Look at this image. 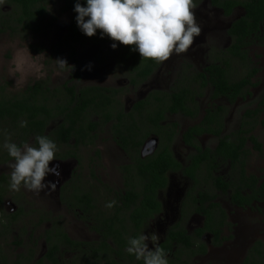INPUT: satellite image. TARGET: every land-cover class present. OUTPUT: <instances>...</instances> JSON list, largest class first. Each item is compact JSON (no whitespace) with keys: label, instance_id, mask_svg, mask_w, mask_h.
<instances>
[{"label":"flooded vegetation","instance_id":"obj_1","mask_svg":"<svg viewBox=\"0 0 264 264\" xmlns=\"http://www.w3.org/2000/svg\"><path fill=\"white\" fill-rule=\"evenodd\" d=\"M79 3L82 6H87L82 0H79ZM194 3L197 5L194 12L197 23L201 27V35L195 38L194 44L187 53L173 54L169 60L163 63L145 60L132 47L119 43L114 50L111 45L116 42L107 36L101 38L100 30H97L93 37H87L84 34L82 38H79L81 36L79 35L76 40L71 39V36L68 35L75 27L72 25L74 18L72 9L68 10L71 13V18L67 23L53 29L57 41L50 49V53L54 55V59L61 57L62 55L59 54L66 50L68 66L59 69L63 72L62 77L54 79L55 71L51 73V76L48 72L47 76L32 83L31 86L39 82L47 93L48 89L55 92L65 87L74 88L76 91L86 87H98L110 99L112 98L118 113L126 116L124 119H127L128 126L135 123L138 128H141L135 131L136 139L142 137L138 139L140 141L137 140L141 143L136 149L133 148V143H130L128 150L125 151L116 143L110 129L111 125H109L96 131L95 135L93 134L92 143L85 140L79 144H76L75 141L64 144L61 142L59 133L55 130L57 124L60 125L62 120H51V123L45 127V136L57 145L53 163L60 164L62 174L55 190L45 189L36 193L21 186L20 191H14L16 195L23 193L22 202L25 207L29 206V202H32V197L40 200L44 198L42 206L47 210L42 213L31 212L30 215H25L19 205L18 209L17 205L12 202L5 203L4 196L7 194V190H11L9 187L10 178L8 180L6 176L0 177V211L4 203L5 206L13 207L11 223L2 225V228L6 226L11 230L12 226L13 230L17 223H22V228L17 232L13 231L15 234L13 237L16 240L15 246L22 248V251L25 252V260L32 263L44 260V264H51L45 256L48 251L47 233L52 229L59 228L71 239L79 241V239L71 237L59 218H55L54 214L58 213L54 210L55 206L59 208V213L65 211L72 215L82 225V231L91 235L90 239L81 241H97L102 238L100 233L95 230L97 228L94 223L95 217H88L89 220H86L84 216L76 215L69 206L80 195V192H89L93 204L101 208V213L95 210L97 215L106 214L107 217L111 215L112 217L107 220L118 219L114 214L120 208L118 210L119 218L123 223L119 220L116 221V229H120L121 235L127 240L133 238L132 234L134 233H138V235L156 233L159 239L150 241L148 246L151 249L163 245L161 248L166 253L169 264H264V167H260L262 168L261 173H255L249 167L252 155L264 154V143L260 141L264 140V135L254 132L258 123L264 125V92L256 98L254 86L257 84L252 82L251 86L253 87L249 86L233 101L231 96H223L220 93L218 97L213 96L212 91L216 90L209 86L202 89L204 79L209 80L212 74L216 73L215 70L211 71V67L220 66L225 61L224 58L231 57L227 50L231 48L233 41L228 36V31L234 22L246 15L247 11L244 7L237 5L233 7L231 14L226 15L224 9L214 4V0H194ZM238 12H240L239 15L235 16ZM224 18H231L228 25L224 26L220 22ZM39 26L41 28L42 24ZM46 28L49 31L50 27ZM222 29L226 31L230 40L228 49L222 53L224 57L218 55L210 60L204 55L200 56V54H204V51L199 45L198 39L204 43L205 40L202 37L208 34L216 38L215 44L220 46L217 45L220 44V37L217 35L220 36ZM23 31L30 32L29 37L32 38V29L29 28V32L28 29ZM252 41L264 46V32L260 38H253ZM249 48L250 46L247 48L248 60H250ZM177 58H182L179 60V64L185 61L184 64L178 67ZM234 60L240 64L242 70L246 69L245 66H242L245 65L242 60L232 58L230 73L225 74L229 80L235 79L232 73ZM173 62L174 64H171ZM245 62L249 69L252 61L246 60ZM224 67L222 66V68ZM250 72L253 73V78L258 75L256 68L249 69L247 74ZM247 74L245 73V75ZM161 78L168 79L169 83L171 80H176V83L168 85L166 89L158 88L156 81ZM59 79L65 80L55 85L53 81ZM120 81L124 84L121 85ZM132 81H137L138 84H133ZM260 83L264 85V80H261ZM1 91L3 92V90ZM183 92L186 96L184 98L185 105L193 109L192 116L171 113L175 107V104H172L175 101L173 97L175 94ZM193 93L196 103L191 102L192 96L190 95ZM207 93L209 96L206 95ZM156 96L167 103H162V106L158 107ZM203 98H208L211 105L204 106L201 102ZM250 98L254 100V105H249L248 109L241 113L236 124L238 130L227 133L229 116H233L231 108H236L240 104L244 105ZM222 101H225L226 104H223ZM160 109L166 112L165 120L156 122ZM195 109H198L197 113H194ZM140 111L142 112L140 113ZM208 111L210 112L208 113ZM148 112L152 114V120L147 118ZM250 112L252 113L250 114ZM130 113L134 114L135 122L129 119ZM179 116L187 119L189 124L182 127L180 121L175 120ZM157 123L164 127L161 132L159 131L160 135L155 126ZM220 125H222L221 129ZM146 126L149 128V134L143 136ZM241 128L251 129L246 135L247 142L243 146L242 153L240 152L241 132L246 129L241 130ZM103 132L121 152V158L116 160L120 163L113 168L114 170H103L92 164L89 171L101 169L100 171L117 172L110 175L103 173L101 178L91 174L92 182L86 183L85 179H82V176L77 173L80 170L76 169L81 161L80 152L84 148L94 147ZM238 134L241 136L238 137ZM183 135L186 138H183ZM220 136L228 137L233 141L235 144L233 151L223 150L225 154L220 152ZM250 137H254L258 141L261 150L257 149V145L251 141ZM30 141L35 144L34 138L31 137ZM163 150L171 152L178 166L168 165L165 170L167 171L165 173L166 185L163 189L159 185H154L156 201L160 207L150 209L143 204V185L136 174L139 171H161V169L141 167L136 160H158ZM226 155L237 158L235 167L232 159ZM1 157L4 160H13L8 154ZM95 157L97 159L101 157L99 151H95ZM145 165H149V163ZM55 179L50 175L46 178L45 183ZM223 184L230 188L223 187ZM130 191L134 192V194H130L131 200H129L130 197H127V193ZM16 195H13L12 198H17ZM120 196L126 197L125 202H128V206L122 203L120 206L119 203H116L111 209L105 207L107 203L116 201V198L119 199ZM136 196L138 197L135 198ZM30 217L37 219L34 226L29 223ZM235 217L239 222L233 224L230 220ZM137 221H140L139 228L135 223ZM43 224H46V228L39 233L38 227ZM21 230L25 232L24 234L27 233L26 242L22 241ZM244 231L248 232L249 237H241L245 233ZM108 234L111 237L114 236L111 231ZM40 239L42 248L38 251L36 245ZM54 239L57 238L54 237ZM231 240L234 241L230 242ZM109 244L111 246L106 254L107 264L113 259H115V264H143L142 260L138 261L134 256L129 255L125 251L126 247L114 246L111 241ZM78 253L77 250L70 248H60L58 251L59 255L64 254L63 260L66 261V264H72L73 261L78 263Z\"/></svg>","mask_w":264,"mask_h":264},{"label":"trees","instance_id":"obj_2","mask_svg":"<svg viewBox=\"0 0 264 264\" xmlns=\"http://www.w3.org/2000/svg\"><path fill=\"white\" fill-rule=\"evenodd\" d=\"M64 2L66 4L65 10L72 9L74 13L72 25L75 27L71 29L68 36H71V39L75 40L79 35H81L79 38H82L84 33L77 27V13L74 11L77 0H64ZM82 2L86 4V0H82ZM8 4H12L16 8L15 22L22 27V30H29L30 28L36 32L39 31V22H41V19L47 12V0H8ZM214 4L224 9L226 15L231 14L233 7L237 5L244 7L247 11L246 15L234 22L228 31V35L233 41L231 48L227 50L231 57H226L225 61L221 63L220 66L211 67V71L215 70L216 73L212 74L211 79H204L202 82V89L209 86L211 89L216 90L215 92L212 91L213 96L218 97L220 94L223 96H231L234 101L237 95L252 85L253 73L250 72L238 80H229L226 78L225 74L230 73L229 68L232 64V58H239L244 64H246L245 61L249 58L247 50L248 46L253 42V38H260V35L264 32V0H214ZM222 66L225 67L222 68ZM132 83L138 84L137 81H132ZM160 94L162 95V93ZM202 95L203 92L201 93V96ZM190 96H192L191 102L196 103L193 98L194 93ZM157 97L158 96H156V104L158 107L162 106V103H167L166 101H162V98ZM185 97L184 92L175 94L173 97L175 98V101L172 102V104H175V107L171 110V113H182L186 116L193 115V109L185 105ZM194 111V113H197L198 109H195ZM141 112L142 111H140V113ZM209 112L210 111H208V113ZM165 113L166 112L163 109H160L157 113L156 122L158 120H165ZM251 113L252 112H250V114ZM125 117V115L118 113L113 104L112 98L110 99V97L98 87H86L79 91H76L74 88L69 89L68 87H65L64 89L56 90L55 92L48 89L47 93L43 86L38 82L32 86H28L23 93L13 95V97H8L2 91L0 92V147L3 137L1 131H5L6 134L9 136L11 135L12 139L16 138L17 141H21V144H23L24 142H28L31 137L35 139L36 136H45V127L51 123V120L61 119L62 123L60 125L57 124L55 130L59 133L61 142L64 144L71 141H75L76 144H79L85 140L92 143V137L93 134L95 135L97 133L96 131L111 125L110 129L114 139L121 148L127 151L128 145L133 143V148L136 149L141 143L138 142L140 141L138 139L142 136L136 139L137 134L135 131L140 130L141 128H138L135 123L132 124V126H128L126 124L127 119H124ZM147 118L152 120V114L150 112H148ZM129 119L133 122L136 121L133 113L129 114ZM21 121H27V126L21 127ZM155 126L157 133L160 135V132L164 127L162 125L160 126L158 123L155 124ZM221 127L222 125H220V129ZM144 128L145 134L143 133V136H146L149 134V128L148 126ZM245 129L244 132H241V153L244 144L247 142L246 135H248L250 131L249 128ZM241 135L238 134V137ZM183 138H186V136L183 135ZM250 139L257 145V149L261 150V145L258 141L254 137H250ZM234 147L235 144L230 138L220 136V152L225 154L224 151H233ZM5 154H8L7 150L5 151ZM228 156L232 159L233 166L235 167V161L237 158H234L232 155ZM228 156L226 155V157ZM7 160L9 159L1 160L0 162H6ZM136 162L139 163L141 167L144 166L161 169V171H139L136 174L143 185V204L150 207V209L160 207L156 201L154 185H159V187L163 189L166 185L165 173L167 171L165 170L168 165L173 164L176 167L178 165L174 161L171 152L168 150H163L158 160L140 159L136 160ZM147 163H149V165H145ZM222 186H225V188L229 187L224 184ZM233 191L235 190L233 189ZM127 194V197H130V194H134V192L130 191ZM238 194L241 193L238 192ZM137 197L138 196L135 198ZM125 200V196H120L119 199L116 198V202L119 203L120 206L121 203L128 206V202L126 203ZM129 200H131V197ZM69 206L76 215L84 216L86 220H89L90 217H95L94 223L97 225L95 230L100 233L102 238L97 241H78L71 239L59 228L52 229L47 233L48 236L46 238L48 242V251L45 258L48 262L51 264H66V261L63 260L64 254L59 255L58 251L60 248H70L79 252L77 255L78 263L73 261L72 264H107L106 254L108 248L111 246L109 244L110 241L114 246L120 248L127 247L129 239L127 240L121 235L120 229H116V221L119 220L123 223L119 218L118 210L120 208L114 214L118 219L111 220L110 218L107 220V218L112 216L108 215L107 217L106 214L97 215L95 210L101 213V208L96 204H93L89 192H80V195L77 196L75 201ZM139 222L140 221L135 222L138 226L137 228H139ZM109 231L113 233V237L109 236ZM132 235L133 238L139 236L138 233ZM54 237L57 239H54ZM160 247H163V245ZM33 252L30 253L33 254ZM59 257H61V259H59ZM115 263V259L108 261V264ZM33 264H44V260H39Z\"/></svg>","mask_w":264,"mask_h":264},{"label":"rangeland","instance_id":"obj_3","mask_svg":"<svg viewBox=\"0 0 264 264\" xmlns=\"http://www.w3.org/2000/svg\"><path fill=\"white\" fill-rule=\"evenodd\" d=\"M65 9L66 7L64 0H47V14L46 16H44L43 22H39L40 24H42L41 28L39 29L40 32L32 30V38H30L29 30V33L24 32L23 30H21L22 27L17 22H15L16 8L12 4H8V0H0V90H3V93H5V95H7L8 97H13V95L22 93L28 85H31L32 83L42 79L44 76H47L48 72H50L51 76V73L55 71L53 74L54 79L63 76V72L59 70L61 68H59L55 61L58 59L66 60L68 52L64 50L59 54L62 55L61 57L56 56L57 58L53 59L54 55L50 53V49L53 47V45H55V42L57 41L53 29H57L58 26L66 24L69 18H71V13ZM239 13L240 12L236 13L235 16H238ZM230 21L231 18H224L220 22L225 26L228 25ZM46 27H50L49 31H47L48 29ZM217 36L220 37V44H217L220 46H216V38L208 34L202 37L205 40L204 43H201V40L199 41L198 39L199 45H201L204 51V54H200V56L204 55V57H208L211 60L218 55L221 56L223 51H226L228 49L230 40L228 39L229 35L227 36L226 31H223L222 29L220 31V36ZM249 54L250 60L247 61H252L249 69L256 68L258 70V75L252 79V82L254 84H257V86H254L257 98L261 93L264 92V85L260 83L261 80H264V46H260V44H255L252 42L249 48ZM181 59L182 58H177L178 67L185 62L184 61L179 64V60ZM171 64H174V62ZM242 66H245L246 69L242 70L240 64L238 62L236 63V61L234 60L232 69V73L235 76L234 80L242 78L243 76H245V73L247 74V72L249 71L247 64ZM62 80L64 81L65 79L54 80L53 82L55 85H57L63 82ZM174 82L176 83V80H171V83H169L168 79L161 78L156 81V87L166 89L168 85L171 86L174 84ZM122 84H124V82H121V85ZM250 87L252 88L253 86ZM206 95L209 96V93H207ZM201 102L204 104V106L211 105V101H208V98L201 99ZM222 103L226 104L225 101H222ZM249 105H254V100L252 98L247 100L244 105L240 104L236 108H231L233 116H229L227 133L235 132L238 130L236 127L237 120L240 117L241 113L245 109H248ZM175 120H179L182 127H185L189 124L187 119H184L180 116L176 117ZM241 130H245V128H241ZM249 130L251 131L250 128ZM254 132L264 135V125L258 123L257 127H255ZM1 134H3V137L0 147V161H3L4 158L1 156L4 155L6 151V149L3 148V144L9 141L12 143H16L19 146L21 145V141H17L16 138L12 139L11 135L9 136L5 133V131H1ZM260 141L261 143H264L263 139H261ZM28 142L34 144L30 141V139L28 140ZM176 144L178 145V142ZM95 151H99L101 155L99 159L95 157ZM80 155L81 161L78 163L76 169L80 170L77 171V173L82 176V179H85L86 183L92 182L91 174H93L95 177L96 175H98V177L100 178L101 174L103 173L108 175L115 174L117 171L100 170L113 169L114 167H117L120 162H117L116 160L121 158V152L114 146V144L110 141V139L104 132L101 134L100 139L96 142V145L94 147L82 149ZM11 163H14V161L10 159L6 162H0V177L6 176L7 179L10 178L9 175L11 172V168L9 167V165ZM92 164H95V167L97 168L101 167V169H99L98 171H89ZM263 165L264 154H261L259 156L252 155L249 161V167L253 170V172L261 173L262 171L260 170L262 168L260 167H264ZM14 193L15 192L12 190H7V194H5L4 196L5 203L12 202L13 204H16L17 207L19 205L25 215H30L31 212L42 213L47 210L42 206L43 202L45 201L44 198L40 200L38 198L32 197L34 201L38 202H34L32 200V202H29V206L25 207L23 206L24 204L22 202L23 193H19L18 195ZM13 195H16L17 198H12ZM5 203L1 207L0 211V264H33L32 262H29V260L24 259L25 252L22 251V248L15 246L16 240H14L13 235L15 234L13 233V231L17 232L18 229L22 228V223H17L14 226L13 230L12 226L11 230H9L6 226L2 228V225L11 223V214H13V207L11 205L5 206ZM54 210L58 212L57 214H54L56 215L55 218L57 217L61 220V224L66 226V230L70 233L71 237L77 238L79 240L90 239L91 235L88 232L86 233L82 231V225L78 221H76L72 215L66 213L65 211H60L59 213V208L56 206L54 207ZM36 220L37 219L35 217H30L29 223L34 226L36 224ZM230 221L233 224L239 222L237 217L232 218ZM45 228L46 224L39 225V233H41V231H43V229ZM27 230H29L28 227ZM21 231L23 233L22 241L26 242L27 233L24 234L25 232L23 230ZM244 232L245 233H243L241 237H249V235H247L248 232ZM233 241L234 240H231L230 242ZM26 247H28L27 244ZM36 247L38 251L41 250V239L38 241Z\"/></svg>","mask_w":264,"mask_h":264},{"label":"clouds","instance_id":"obj_4","mask_svg":"<svg viewBox=\"0 0 264 264\" xmlns=\"http://www.w3.org/2000/svg\"><path fill=\"white\" fill-rule=\"evenodd\" d=\"M86 5L77 0L74 11L77 26L87 37L100 30L101 38L107 36L116 42L111 45L114 50L117 43L129 46L145 60L163 63L173 54L187 53L201 35L194 0H86ZM55 62L61 69L68 66L64 59ZM26 126L27 121H21V127ZM3 148L14 160L9 165L12 191H20L21 186L36 193L55 190L62 174L60 164L53 163L57 151L53 140L36 136L35 144L5 142ZM50 175L56 179L45 183ZM116 203L113 200L105 207L111 209ZM158 239L156 233L141 234L128 240L125 251L143 264H169L161 247L148 246Z\"/></svg>","mask_w":264,"mask_h":264}]
</instances>
